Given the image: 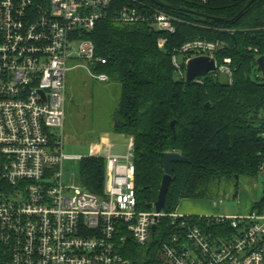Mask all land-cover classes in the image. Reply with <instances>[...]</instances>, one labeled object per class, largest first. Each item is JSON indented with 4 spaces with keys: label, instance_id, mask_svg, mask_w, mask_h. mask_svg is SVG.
Wrapping results in <instances>:
<instances>
[{
    "label": "built area",
    "instance_id": "2783aa9c",
    "mask_svg": "<svg viewBox=\"0 0 264 264\" xmlns=\"http://www.w3.org/2000/svg\"><path fill=\"white\" fill-rule=\"evenodd\" d=\"M126 2L0 0V264H132L124 245L132 239L148 246L166 217L179 229L160 244L170 264H264V210L213 216L231 228L229 235L214 236L192 215L140 209L133 138L123 155L108 152L111 143L106 150L91 146L90 156L106 161L102 195L64 183L68 61L106 63L95 58L85 33L105 18L147 22L169 33L182 21L141 0ZM226 45L189 40L173 54V64L186 78L191 58L212 57L211 72L232 82V59L217 58ZM91 75L109 81L105 73ZM201 77L195 80L202 83Z\"/></svg>",
    "mask_w": 264,
    "mask_h": 264
},
{
    "label": "trees",
    "instance_id": "16d2710c",
    "mask_svg": "<svg viewBox=\"0 0 264 264\" xmlns=\"http://www.w3.org/2000/svg\"><path fill=\"white\" fill-rule=\"evenodd\" d=\"M141 1L178 16L182 21L176 32L156 30L147 22L105 18L85 37L95 44V58L106 60L90 63L92 70L121 85L113 130L134 140L138 207L148 210L158 199L165 152H179L190 160L174 163L163 208L169 213L184 198L210 199L225 183L235 181L238 187L240 177L263 174L264 77L257 58L264 55V0ZM198 38L226 42L217 58L232 59V82L216 72L202 76V83L175 78L173 54ZM105 170L104 157L82 158L83 187L102 195ZM256 210H264V196L255 202L252 211ZM192 217L214 236L231 234L228 221ZM178 230L169 218H163L148 246L130 239L123 252L132 264H170L160 244Z\"/></svg>",
    "mask_w": 264,
    "mask_h": 264
},
{
    "label": "rangeland",
    "instance_id": "374dc122",
    "mask_svg": "<svg viewBox=\"0 0 264 264\" xmlns=\"http://www.w3.org/2000/svg\"><path fill=\"white\" fill-rule=\"evenodd\" d=\"M179 61L184 64L185 60L180 56ZM68 65L73 67L67 79L63 128V152L68 158L63 162L62 171L65 184L83 187L82 158L91 155V146L95 142H100L99 136L108 134L110 137L113 147L109 148L108 152H113L115 149H126L129 138L113 130L121 85L115 80L101 82L94 79L91 72H96L92 70L88 60L71 58ZM174 76L177 79L182 77L177 70ZM263 196V174L254 178L242 176L238 180V187L235 181L228 182L213 198H184L176 210L184 215L196 216L248 215L252 212L254 203ZM220 200H222L221 203Z\"/></svg>",
    "mask_w": 264,
    "mask_h": 264
},
{
    "label": "water",
    "instance_id": "95a60500",
    "mask_svg": "<svg viewBox=\"0 0 264 264\" xmlns=\"http://www.w3.org/2000/svg\"><path fill=\"white\" fill-rule=\"evenodd\" d=\"M250 4L251 3H248L239 12V15L243 11H245L249 7ZM163 6L166 8H169V9H175L174 7L169 6V5L163 4ZM179 10L201 15L199 12H196V11H190V10H186V9H179ZM257 63H258V67H259V69L262 72V75L264 77V55H261L260 57L257 58ZM215 69H216V66H215L214 58L208 57V56L193 57L188 61L187 65H186V80H187V82H191L196 77L205 76L209 72H211ZM163 155H164V171H165V174H164L163 179H162L160 192H159L157 201L154 203H151L149 205V208L155 207V209L158 212L163 210L164 205L166 203V196H167V193L169 191V187H170L171 181L173 179V174H174V170H175L174 163L190 162V160L187 157L183 156L179 152H171L170 151V152H165ZM154 229H155V227H153V230Z\"/></svg>",
    "mask_w": 264,
    "mask_h": 264
},
{
    "label": "crops",
    "instance_id": "0c3cea01",
    "mask_svg": "<svg viewBox=\"0 0 264 264\" xmlns=\"http://www.w3.org/2000/svg\"><path fill=\"white\" fill-rule=\"evenodd\" d=\"M100 138V142H95L93 143L92 145H96L97 148L96 149H100V150H104L105 148L107 149L108 147V144L110 143V137L108 136V134H102L99 136ZM128 137V136H127ZM129 138V137H128ZM112 144V143H111ZM113 145L111 146V149H112ZM115 148V147H114ZM105 149V150H106ZM114 150V149H113ZM128 150V148L126 147V149H115V151H113L112 153H115V154H120V155H123L126 153V151ZM255 204V203H254ZM254 207V205H253ZM177 211V210H176ZM178 212V211H177Z\"/></svg>",
    "mask_w": 264,
    "mask_h": 264
},
{
    "label": "bare ground",
    "instance_id": "6f19581e",
    "mask_svg": "<svg viewBox=\"0 0 264 264\" xmlns=\"http://www.w3.org/2000/svg\"><path fill=\"white\" fill-rule=\"evenodd\" d=\"M97 147V146H96Z\"/></svg>",
    "mask_w": 264,
    "mask_h": 264
}]
</instances>
